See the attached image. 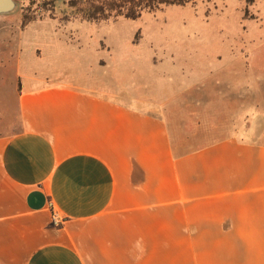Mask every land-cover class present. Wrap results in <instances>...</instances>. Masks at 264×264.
Returning a JSON list of instances; mask_svg holds the SVG:
<instances>
[{"label":"crops","instance_id":"obj_1","mask_svg":"<svg viewBox=\"0 0 264 264\" xmlns=\"http://www.w3.org/2000/svg\"><path fill=\"white\" fill-rule=\"evenodd\" d=\"M61 41L32 51L54 58L32 73L22 46L2 65L20 126L0 135V264H264V144L187 147L168 86L164 98L60 69ZM240 70L214 73L236 86Z\"/></svg>","mask_w":264,"mask_h":264},{"label":"rangeland","instance_id":"obj_2","mask_svg":"<svg viewBox=\"0 0 264 264\" xmlns=\"http://www.w3.org/2000/svg\"><path fill=\"white\" fill-rule=\"evenodd\" d=\"M44 1L50 2L44 6ZM71 1L15 0L12 12L0 14V135L20 126L10 83L14 69H4L3 63L12 67L22 46L27 74L36 65L49 66L54 58L34 59L32 51L48 52L61 38L60 69L81 65L95 77L122 82L145 95L149 87L164 98L169 94L164 108L187 147L230 136L264 144V1L248 6L247 16L245 0H195L137 19L120 16L101 22L78 13L89 0H75L76 8ZM71 40L83 46L81 56L73 53L75 45H67ZM230 63L244 67L236 86L230 85V70L214 73ZM217 76L228 77L224 85ZM163 85L169 87L165 94Z\"/></svg>","mask_w":264,"mask_h":264},{"label":"trees","instance_id":"obj_3","mask_svg":"<svg viewBox=\"0 0 264 264\" xmlns=\"http://www.w3.org/2000/svg\"><path fill=\"white\" fill-rule=\"evenodd\" d=\"M195 0H89L85 8L79 9L82 18L91 22L107 21L111 18L123 16L129 19H137L145 12H154L170 5H186ZM257 0H245L246 16L248 6L253 5ZM50 1H44V6ZM77 2L72 0L70 5L78 7ZM26 23V20H25Z\"/></svg>","mask_w":264,"mask_h":264},{"label":"water","instance_id":"obj_4","mask_svg":"<svg viewBox=\"0 0 264 264\" xmlns=\"http://www.w3.org/2000/svg\"><path fill=\"white\" fill-rule=\"evenodd\" d=\"M15 7V0H0V14L12 12Z\"/></svg>","mask_w":264,"mask_h":264}]
</instances>
